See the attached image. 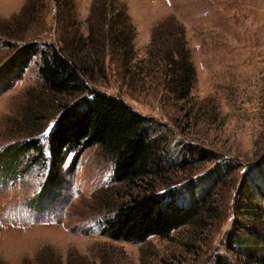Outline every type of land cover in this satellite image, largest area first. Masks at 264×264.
Instances as JSON below:
<instances>
[{"label": "rangeland", "instance_id": "374dc122", "mask_svg": "<svg viewBox=\"0 0 264 264\" xmlns=\"http://www.w3.org/2000/svg\"><path fill=\"white\" fill-rule=\"evenodd\" d=\"M116 1L124 5L117 19L126 21L125 34L132 35L130 49L105 47L102 31L98 33L93 25L92 48L80 41L84 48L79 58L92 67L83 79L88 87L121 97L154 121L157 134L165 139L171 167L160 179H147L153 190L182 192L189 181L201 182L199 188H210L219 217L203 228L180 226L163 238L113 240L101 234L103 222L119 203L142 193L148 183L113 182L112 161L91 146L79 154L76 149L67 152L60 167L61 183L37 195L47 161L29 150L13 170L11 163L4 164V173L5 166L0 169V264H214L221 256L241 264L242 254L229 242V233L244 225L255 237L243 232L241 242L261 255L264 220L239 215L235 200L247 169L243 201L264 208V164L252 169L264 157V0L111 2ZM70 2L73 8L62 28L54 0H0V150L22 140H43L61 105L78 95L43 89L36 74L37 58L21 75L20 60L3 64L11 52L4 45L7 39L16 44L21 37L56 45L60 32L71 35L75 25L85 37L92 0ZM168 16L183 28L194 69L185 99L174 97L163 63L148 55L152 28L156 44H163L166 27L159 24ZM96 20L93 15L91 22ZM105 27L100 25L101 30ZM98 47L106 49L100 52ZM197 148L206 150V159L190 157ZM182 158L186 162L181 164ZM225 162L233 169L212 188V178ZM214 167L211 179L201 176Z\"/></svg>", "mask_w": 264, "mask_h": 264}, {"label": "trees", "instance_id": "16d2710c", "mask_svg": "<svg viewBox=\"0 0 264 264\" xmlns=\"http://www.w3.org/2000/svg\"><path fill=\"white\" fill-rule=\"evenodd\" d=\"M70 1L54 0L55 15L62 23L60 26L62 28L68 24L65 20L73 8V3ZM111 1L92 0L90 13L86 18L88 31L85 37L78 33L75 25L71 26L73 27L71 35L60 32L56 45L36 39L22 40L21 37L18 44L8 39L4 42L11 52L3 64L20 60L21 75L29 61L37 58L36 74L43 89L52 94L77 93L78 95L71 102L61 105L43 140L37 138L22 140L0 150V159L2 158L0 169L5 166L2 171L4 173L7 170L4 164L11 163L9 168L13 170L18 159L25 152L32 150L43 162L47 161L48 167L42 187L37 193L39 195L47 187L61 183L60 167L67 152L76 149V154H79L85 148L96 146L112 161L113 182L148 183V187L144 186L142 193L130 196L116 206L113 215L103 222L102 235L113 240L143 242L149 236L166 237L172 230L184 225L203 228L219 217L211 202L210 188L205 190L200 186V189L198 185L201 182L196 183L191 180L185 191L179 192L168 188L162 192H155L147 179L151 177L160 179L171 165L164 149L165 139L161 134H157L154 121L135 111L121 97L88 87L83 79L92 67L84 64L79 58V52L84 48V44L80 41H84L86 48H92L93 25L98 33L102 31L100 38L103 43L106 41L105 47L111 49L115 45L121 51L130 49L132 35L125 34L126 21L120 22L117 19L123 13L124 5L120 1H116L113 5ZM93 15L98 17L96 22H91ZM100 25L106 26L105 29L101 30ZM159 25L166 27L163 29L166 33L165 38L160 40L163 44H156L155 28H152L148 55L157 57L163 63L165 81L170 91L175 92L174 97L185 99L195 76L185 47L183 28L173 16L164 18ZM129 31L131 32V29ZM103 46L104 44H101L99 47ZM105 47L99 48L100 52H104ZM205 152L206 150L197 148L190 157L194 156L197 160L206 159ZM179 161L181 164L186 162L184 158ZM262 163L264 164V157L256 161L252 169H260ZM216 168L209 169L201 176L210 175L211 179L213 177L211 170ZM231 169L233 168L230 163L225 162L220 170L215 172L211 187L214 188ZM245 171L239 189L236 190L238 199L235 200V209L239 215L253 216L257 221L264 220V208L243 201V193L249 182V175ZM204 182L210 186L208 181L204 180ZM240 227L243 229H238L239 233H229L231 234L229 242L239 248L243 257L241 264H264V253L256 255L245 242H241L243 232L248 237H255L252 235V230L245 225ZM214 264L232 263L227 257L221 256L214 261Z\"/></svg>", "mask_w": 264, "mask_h": 264}]
</instances>
